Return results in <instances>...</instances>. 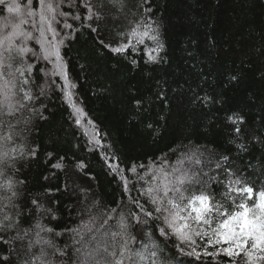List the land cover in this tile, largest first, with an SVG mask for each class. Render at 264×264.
<instances>
[{
  "label": "trees",
  "instance_id": "trees-1",
  "mask_svg": "<svg viewBox=\"0 0 264 264\" xmlns=\"http://www.w3.org/2000/svg\"><path fill=\"white\" fill-rule=\"evenodd\" d=\"M18 2L28 5V0ZM52 2L60 4L57 12L68 13L56 15L52 22L57 40H64L59 45L63 69L57 67L55 56L43 59L35 40L27 41L32 51L16 59V67L26 75H16L29 80L25 90L37 99L25 101L28 107L14 117H3L0 127V137L9 131L13 137L11 142L0 139V154L17 157L0 162L4 173L0 185L12 180L16 208L8 211L14 218L20 213L17 231L28 233L23 241L13 239L17 232L8 233L11 243H0V257L10 256L7 264H19L44 249L52 264H66L75 259L74 249L82 247L73 242L80 239L73 230L84 231L82 225L89 223L95 231L108 219L100 232L120 231L119 221L124 218L131 246L142 250L144 244L150 249L154 245L158 264H228L222 254L205 256V251L215 249L200 238H196L199 258L186 254L191 251L188 246L182 253L174 236L160 234L163 218H154L159 214L141 193L155 186L153 174L163 171L173 177L194 176L195 182L186 185V196L203 191L226 207L232 203L225 197L230 180L240 179L256 191L264 189V0H125L120 12L110 5L99 9L100 0H90L94 10L103 13L99 21L85 18L82 0H76L75 6L71 0ZM32 9L39 13L38 0H33ZM8 15L0 12V25ZM75 15L81 19H72ZM25 18L29 23L22 27L38 36L32 22L39 25V15ZM65 21L73 28H65ZM89 24L98 32H91ZM145 25L162 45L151 53L155 62H148L147 53L157 44L146 37L144 44L122 55L101 47V41L112 46L126 43L130 29L142 33ZM45 35L52 40L50 32ZM29 64L31 74L26 72ZM61 71L76 85L70 89L74 94L70 99L84 110L79 125L62 91ZM161 94L166 99H159ZM137 99L140 105L135 104ZM234 113L243 118L240 136L228 120ZM32 149L37 151L35 158L29 156ZM58 161L62 169L52 167ZM78 162L85 167L77 168ZM109 163L118 165L119 174ZM121 176L128 181L127 189ZM9 195L10 191H0V197ZM33 199L39 201V208ZM136 201L153 211V218L144 215ZM5 204L7 200L0 199V209ZM90 217H96L94 223ZM37 239L66 249L68 256L52 255L53 248L36 244ZM29 243L34 244L31 252Z\"/></svg>",
  "mask_w": 264,
  "mask_h": 264
},
{
  "label": "snow or ice",
  "instance_id": "snow-or-ice-1",
  "mask_svg": "<svg viewBox=\"0 0 264 264\" xmlns=\"http://www.w3.org/2000/svg\"><path fill=\"white\" fill-rule=\"evenodd\" d=\"M38 2L39 13L32 9L33 0H28L26 7H22L18 0H0V12L6 11L9 14L3 18V25H0V127L4 126L3 117H14L19 110L28 107L24 103L25 101L37 99L31 92L25 90L24 86L29 84V80L27 78L18 79L16 75L17 73L20 77L26 75L25 70L16 67V59L17 57L22 59L26 53L32 51L27 47V41L35 40L44 53L43 59L49 60L50 57L55 56L58 62L57 67L63 69L59 45L63 44L64 40H57L59 33L53 27L52 22L55 21L56 15L67 17L68 13L57 12L60 4L53 3L52 0H38ZM75 2L76 0H71L73 6H75ZM109 5L116 12H120L125 7V0H100L99 9ZM82 7L87 10L88 14L85 17L87 20L91 21L95 18L99 21L104 18L101 11L94 10L90 0H82ZM148 11H151V9H148ZM37 14L39 15V25L33 21L32 27L39 35L34 36L32 31H27L22 26L29 23L25 17H35ZM72 19L80 20L81 16L75 15ZM63 26L67 29L73 28V25L66 21ZM87 26L91 32H98V28L92 27L91 24ZM145 28L146 30L142 33L138 32L136 28L130 29L129 33L125 34L126 43L112 46L101 41V47L114 55H122L129 49L134 51L136 44H144V38L146 37L157 44L155 49H150L147 53L148 62H155L157 58L151 53L160 50L162 45L158 43V36L147 30V25H145ZM46 32L52 34V40H47ZM133 40H135V44ZM53 41L56 42L53 43ZM132 63L135 65L136 61L133 60ZM26 72L27 74L32 73L31 64L28 65ZM60 74L65 80L62 91H64L69 106L74 109L75 122L79 125L81 118L84 116V110L70 99L74 95L70 89L75 88L76 85L68 81L63 71ZM231 79L235 80L236 77L232 76ZM18 94L22 95H19L18 98ZM43 94L44 89L41 87L40 95ZM158 98L161 100L166 99L162 94ZM196 99H200V97H196ZM203 99L207 100L209 97ZM141 102L139 99L135 100L136 105H140ZM228 120L234 125L236 135L240 136L243 132V118L234 113L228 117ZM88 123L91 124L92 121L89 120ZM7 126L9 129L14 127L10 123ZM148 126L151 127V125ZM0 139L11 142L13 140L11 131L0 137ZM96 143L99 144V141H96ZM240 147H243V145H240ZM29 156L35 158L37 156L36 149H32ZM48 157L51 159L52 153H49ZM15 159H17L16 156L8 157L7 152L0 154V162L7 163L8 160L14 161ZM63 159L64 157H60V161H63ZM224 159L226 160L227 157H224ZM60 161L53 164L52 167L62 169L64 165ZM108 166L113 172L119 174L118 165L113 166L109 163ZM76 167L83 168L85 165L83 162H78ZM217 167H220V165L218 164ZM131 171L136 172V165L132 166ZM175 171L176 169H173V172ZM0 175H4L3 171H0ZM120 178L124 180L127 189L128 181L123 176ZM152 180L155 182V186H149L141 195L147 196L154 212L159 214L154 218H163L164 227H159L160 234L166 237L174 236L179 241L177 247L182 253L184 246H188L191 247V251L186 254L199 258L200 253L196 251V238H200L206 241L208 247L215 249L211 252L205 251V256L216 257L222 254L228 258V264H264V189L256 191L253 185H249L247 182L242 183L240 179L230 180L229 184L226 185L225 197L230 199L232 203L226 207L223 203L217 202L214 196L203 191L199 194L186 196L185 193L188 192L186 185L195 182V177L188 176L186 173L173 177L171 173L163 171L159 176L153 174ZM234 185H239V187H234ZM0 191H10L9 196L0 197V199L7 200L4 208L0 209V212H3L2 217H0V233H2L0 234V243H11L6 238L10 232H17V235L13 238L14 240L23 241L28 233L25 231L21 235L17 231L19 229L18 217L20 213L17 212L14 218L8 211L16 208L13 201L17 196L10 178L6 185H0ZM136 203L144 215L153 218V211L146 210L144 205L139 204V201H136ZM32 204L37 208L40 207L39 201L36 199L32 200ZM132 215L136 216L137 222H139L137 213L133 212ZM95 220L96 217H90L91 222L94 223ZM106 224H108V219H104L100 228H103ZM37 227H40L39 224H37ZM82 228L84 231L79 228L73 230L75 235L80 238L79 240L74 239L73 242L81 244L82 247L74 249L75 259H71L66 264H145L146 261L147 264H158L154 245L150 249L147 244H144L142 250H136L131 246L129 238L126 237L128 225L124 218L119 221L120 231H104L101 233L100 228L94 231L89 223H84ZM47 231L51 232L52 229L49 228ZM96 233H99V235ZM37 236H39V233H37ZM130 239L134 242L136 238L131 237ZM41 242L53 248L52 255H59L62 258L68 256L66 249H57L50 241L39 239L35 241L36 244ZM33 247L34 244L29 243L28 251L31 252ZM13 252H15V248H13ZM47 256L48 253L41 249L39 256L32 253L33 258L21 259L19 264H36L37 261H39V264H52ZM10 259V256L0 257V261H3L4 264H7Z\"/></svg>",
  "mask_w": 264,
  "mask_h": 264
}]
</instances>
